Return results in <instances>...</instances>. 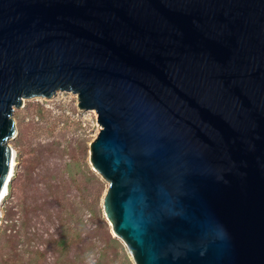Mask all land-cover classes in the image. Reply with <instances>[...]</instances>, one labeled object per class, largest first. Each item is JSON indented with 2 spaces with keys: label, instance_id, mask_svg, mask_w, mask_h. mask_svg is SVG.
I'll return each instance as SVG.
<instances>
[{
  "label": "water",
  "instance_id": "obj_1",
  "mask_svg": "<svg viewBox=\"0 0 264 264\" xmlns=\"http://www.w3.org/2000/svg\"><path fill=\"white\" fill-rule=\"evenodd\" d=\"M60 92L133 264H264V0H0V193L14 108Z\"/></svg>",
  "mask_w": 264,
  "mask_h": 264
},
{
  "label": "rangeland",
  "instance_id": "obj_2",
  "mask_svg": "<svg viewBox=\"0 0 264 264\" xmlns=\"http://www.w3.org/2000/svg\"><path fill=\"white\" fill-rule=\"evenodd\" d=\"M96 118L65 92L14 108L8 145L15 167L0 204V264H133L103 211L108 183L89 161ZM60 239L68 242L64 250Z\"/></svg>",
  "mask_w": 264,
  "mask_h": 264
},
{
  "label": "bare ground",
  "instance_id": "obj_3",
  "mask_svg": "<svg viewBox=\"0 0 264 264\" xmlns=\"http://www.w3.org/2000/svg\"><path fill=\"white\" fill-rule=\"evenodd\" d=\"M14 167H15V159H14V153L12 151V157H11V163H10V171H9L8 178H7V180H6L5 184H4V187H3V189H2V191L0 193V204L5 199V197H6L7 193H8V185L10 183V180H11L12 176H13Z\"/></svg>",
  "mask_w": 264,
  "mask_h": 264
},
{
  "label": "trees",
  "instance_id": "obj_4",
  "mask_svg": "<svg viewBox=\"0 0 264 264\" xmlns=\"http://www.w3.org/2000/svg\"><path fill=\"white\" fill-rule=\"evenodd\" d=\"M67 243H68V242H67L66 239H60V240L57 242V245L62 247L61 250H64L65 247H66V244H67Z\"/></svg>",
  "mask_w": 264,
  "mask_h": 264
}]
</instances>
